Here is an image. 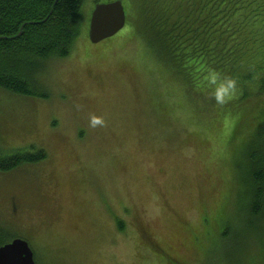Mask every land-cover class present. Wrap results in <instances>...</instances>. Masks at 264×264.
<instances>
[{"label": "rangeland", "instance_id": "1", "mask_svg": "<svg viewBox=\"0 0 264 264\" xmlns=\"http://www.w3.org/2000/svg\"><path fill=\"white\" fill-rule=\"evenodd\" d=\"M113 1L88 0L86 23ZM133 21L97 45L80 38L50 69L49 99L0 90V151L46 153L0 173V223L37 264H224V255L237 264L246 250L264 264V236L243 226L236 200L262 115L250 118L248 105L245 122L232 123L229 106L169 81ZM95 50L107 57L87 59ZM229 225L225 252L216 233Z\"/></svg>", "mask_w": 264, "mask_h": 264}, {"label": "trees", "instance_id": "2", "mask_svg": "<svg viewBox=\"0 0 264 264\" xmlns=\"http://www.w3.org/2000/svg\"><path fill=\"white\" fill-rule=\"evenodd\" d=\"M87 2L0 0L1 91L24 97L50 98L47 80L54 63L69 59L80 38L89 40V25L83 14ZM122 2L128 29L133 15L138 17L140 22L133 21L137 36L169 81L198 97L218 101L222 109L229 106L232 112L227 114L231 115L232 123L245 122L248 105H255L252 114L249 112L250 118L259 113L264 120L261 110L264 104V0ZM125 44L127 42L111 46L109 53L115 52L114 47L123 48ZM87 57L101 60L107 56L95 50L91 52L92 58ZM224 92H227L226 96H223ZM242 154L240 170L243 173L236 194L237 208L243 226L259 240L264 236L257 228L264 224L263 123L245 142ZM45 160L46 153L34 145L10 152L1 150L0 173L10 174ZM4 226L5 223H0V248L18 238L11 236L17 232ZM228 228L216 233L226 242L225 252L236 235L230 225ZM250 254L251 250H246L237 264H250ZM260 258L264 259V256ZM224 260V264L235 261L225 255Z\"/></svg>", "mask_w": 264, "mask_h": 264}, {"label": "water", "instance_id": "3", "mask_svg": "<svg viewBox=\"0 0 264 264\" xmlns=\"http://www.w3.org/2000/svg\"><path fill=\"white\" fill-rule=\"evenodd\" d=\"M127 25V14L122 0L98 3L92 12L89 40L97 45L121 33ZM0 264H36L30 243L21 238L0 248Z\"/></svg>", "mask_w": 264, "mask_h": 264}, {"label": "clouds", "instance_id": "4", "mask_svg": "<svg viewBox=\"0 0 264 264\" xmlns=\"http://www.w3.org/2000/svg\"><path fill=\"white\" fill-rule=\"evenodd\" d=\"M96 123H99V121L94 119L93 124H96Z\"/></svg>", "mask_w": 264, "mask_h": 264}]
</instances>
